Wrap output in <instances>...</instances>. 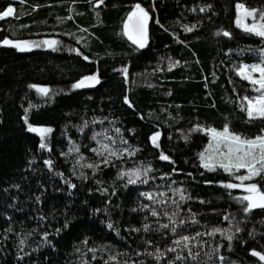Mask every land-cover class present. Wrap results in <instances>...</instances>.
I'll use <instances>...</instances> for the list:
<instances>
[{
	"label": "trees",
	"instance_id": "trees-1",
	"mask_svg": "<svg viewBox=\"0 0 264 264\" xmlns=\"http://www.w3.org/2000/svg\"><path fill=\"white\" fill-rule=\"evenodd\" d=\"M237 4L264 12V0H0L14 10L0 20V264H264L252 255L264 208L225 186L243 170L200 161L211 129L264 131L246 102L261 89L238 73L262 63L264 37L235 25ZM137 5L142 48L125 34ZM156 10L181 32L157 42ZM251 182L264 193V170Z\"/></svg>",
	"mask_w": 264,
	"mask_h": 264
},
{
	"label": "snow or ice",
	"instance_id": "snow-or-ice-1",
	"mask_svg": "<svg viewBox=\"0 0 264 264\" xmlns=\"http://www.w3.org/2000/svg\"><path fill=\"white\" fill-rule=\"evenodd\" d=\"M239 9H243L242 5H238ZM13 9L9 7L5 12L0 13V19L5 18L6 16H10L13 13ZM137 13L141 14L143 17V21L146 22L147 20V13L144 11L143 8H141L139 5L136 6V10L129 16V20H132L133 17L137 15ZM244 16H249L253 17L255 19V13L253 11H244ZM260 21H264V14H261L259 17ZM238 23H241L240 20H238ZM244 30L247 32L254 33L255 35L264 37V23H253L251 26L248 25H242ZM128 25H125V28H127ZM189 31L191 29H188ZM224 35H228V33H224ZM130 39H132L131 36H129ZM134 43H139L140 47L144 46L143 42H138L137 40H133ZM4 44H10V41L4 40ZM44 43L49 44L50 46L52 44H55V41H45ZM15 47L20 48V50H24L20 45H12ZM249 71L248 69L241 67L239 70V74L241 75L242 78L244 79H251L250 76L245 75V73ZM252 72L259 71L260 73V79L259 80H254L252 79L251 82L253 84H259L260 89H264V67H261L259 65H254L252 66L251 70ZM86 79L93 80L96 82H99L96 80L95 76L88 77ZM84 86V81H81L74 87H82ZM258 89V90H260ZM37 91H40L42 93L47 92L46 89H37ZM127 102V101H126ZM254 112L258 113L261 117H264V95H261L259 99L253 101H249V107H248V114L250 117L253 116ZM30 131H36V129L29 128ZM41 131H51L50 129H45ZM211 131V134L213 138L219 137L222 140L229 141L228 145V152L227 155L225 156V160L227 163L221 162L220 167L224 168L225 171H230L231 169H236L239 171L241 168L247 169L248 175H243L238 177V179L243 181L245 180H250L254 175L259 174L260 171L264 170V138H257L256 140H241L240 137L235 136V135H229L227 127L224 129L222 133H217L215 131ZM157 137H153V142L155 143ZM232 145H235L233 147ZM41 147H44V144H41ZM259 150L258 154L256 153V150ZM242 153V154H241ZM223 155V153H221ZM161 159H168L166 156H161ZM201 159L203 160L204 157L203 155L201 156ZM260 164V169L256 168V164ZM204 167L208 168L209 170H215L214 167H212L210 164H203ZM91 167V165H89ZM133 175H136L133 173ZM130 182H135V181H130ZM226 187L232 188V187H239L240 185H232L228 184L225 185ZM246 192H249L250 195L242 197L244 201H248V206L246 211L251 210L252 208L255 207H260L264 208V193H261L260 191L257 190V186L255 184L248 185L247 187L244 188ZM151 198V197H149ZM155 215V213H153ZM166 227V225H165ZM230 240L231 237H228ZM185 240H187V237H185ZM179 243V241H177ZM253 255H257V253H253ZM261 260H264V256L260 257Z\"/></svg>",
	"mask_w": 264,
	"mask_h": 264
},
{
	"label": "rangeland",
	"instance_id": "rangeland-1",
	"mask_svg": "<svg viewBox=\"0 0 264 264\" xmlns=\"http://www.w3.org/2000/svg\"><path fill=\"white\" fill-rule=\"evenodd\" d=\"M145 1L149 5H151V6L156 3V0H145ZM238 5H241V4H237L236 5L235 25L237 27H239L242 30H244V28H243L242 25L251 26L254 22L255 23H264V21H260L259 20L260 15L261 14H264V12L258 13L256 10H254V9H247L243 5H242L243 6V9H239L238 8ZM6 10H4L3 12H5ZM135 10H136V7L133 9L132 13ZM244 11H253L255 13V19L253 17L244 16V14H243ZM3 12H0V13H3ZM12 15H13V13H12ZM12 15H10V16H12ZM10 16H6L5 18L10 17ZM136 16H138L143 21V17L141 16V14L137 13ZM5 18H3V19H5ZM3 19H0V20H3ZM238 20H240L241 23H238ZM128 21H129V19H128ZM128 21L126 23L127 25H128ZM143 23H144V26H145V34H144V37L141 38V39H139L137 37H134L131 34L129 27L125 28L126 37L133 44H135L138 47H140L139 46V43H134L133 40H137L138 42H143L144 43V46L148 42L149 24H150V17H149L148 14H147V20H146V22L143 21ZM181 30H182L181 26L178 25L175 22V20H173V18L169 14H167L164 11H160V10H156L155 11L154 24H153V28H151V32L153 33V36H154V38H155V40L157 42H165V41H167L172 36L173 32H175V31L176 32H181ZM129 36H131L132 39H130ZM20 46L22 48H24V50H20V48L17 47L19 51L39 50L41 48L47 49L48 47H50V45L47 44V43L40 44V45L37 44V43H28V45H25V44L22 45L21 44ZM140 48H142V47H140ZM256 65H259L261 67H264V60L262 61V63L256 64ZM252 66H254V65H243L242 66V67H244V68H246V69L249 70V71H247L245 73V75H248V76L251 77V79H247L249 82H251L252 79H254V80H259L260 79V73H259V71H255V72L250 71L251 68H252ZM239 70H238V73H239ZM254 85L260 88V85L258 83L257 84H254ZM261 95H264V89H261V93L256 98H246V102H247V113H248L249 101H253L254 102L255 100L259 99V97ZM253 115L254 116H260L256 112H254ZM225 128H223V129H211V130L212 131H215L217 133H222ZM228 133H229L230 136L231 135H235V136L240 137L239 135L231 132L229 129H228ZM209 137H210V141L208 142V144L206 145V147L204 148V150L200 154V161H201L202 165L205 164V163H207V164H210L212 167H214V166L220 167L219 165H220L221 162L227 163V161L225 160V156L227 155L228 145H229L230 142L229 141H226V140H222L219 137H217V138L214 139L213 136H212V134H211V131L209 132ZM257 138H264V131H263V133L260 136L255 137V138L245 139V138L240 137V139L241 140H244V141H247V140H256ZM232 146L235 147V145H232ZM258 152H259V150L257 149L256 150V153L258 154ZM221 153H223V155ZM202 155L204 157L203 160L201 159V156ZM257 164H259V163H257ZM256 168H257V166H256ZM241 169L243 170V172L241 173V175H239V177L240 176H243V175H248L247 169H244V168H241ZM234 170H236V169H234ZM257 175H254L251 179L255 178ZM251 179L250 180H245V181H243V183L239 179V183L237 185H240L238 188L240 189V191L243 192V197L244 196H247V195H250V193L249 192H246L244 190V188L247 187L248 185H252L253 184L251 182ZM247 204H248V201H247ZM255 208H257V207H255Z\"/></svg>",
	"mask_w": 264,
	"mask_h": 264
},
{
	"label": "water",
	"instance_id": "water-1",
	"mask_svg": "<svg viewBox=\"0 0 264 264\" xmlns=\"http://www.w3.org/2000/svg\"><path fill=\"white\" fill-rule=\"evenodd\" d=\"M128 27L130 29V32L131 34L134 36V37H137L139 39L143 38L144 37V34H145V26H144V23L143 21L138 17V16H135L133 17L132 20H129L128 21ZM82 81H84V84H87V83H93L94 81L93 80H89V79H83ZM81 82V81H80ZM127 101V102H126ZM125 105L126 106H129V102H128V99L125 100ZM30 128L32 129H36V131H30L28 129V132L31 133V134H34L36 136H39L40 133H41V128L40 127H37V126H30ZM155 137H159V134H156ZM254 252H252V255H253ZM256 253V252H255ZM255 257H258L260 259L261 255L257 253V255H253ZM261 260V259H260ZM262 261V260H261Z\"/></svg>",
	"mask_w": 264,
	"mask_h": 264
}]
</instances>
